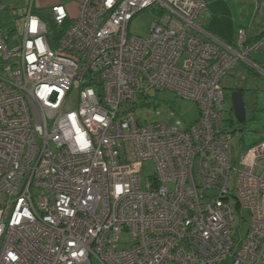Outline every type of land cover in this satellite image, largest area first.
<instances>
[{
    "label": "built area",
    "instance_id": "1",
    "mask_svg": "<svg viewBox=\"0 0 264 264\" xmlns=\"http://www.w3.org/2000/svg\"><path fill=\"white\" fill-rule=\"evenodd\" d=\"M77 1L75 17L29 6L21 34L0 27V264H264V136L235 169L222 83L264 32L202 38L208 0ZM146 10L148 34L131 35ZM148 89L194 101L199 117L141 123Z\"/></svg>",
    "mask_w": 264,
    "mask_h": 264
},
{
    "label": "rangeland",
    "instance_id": "2",
    "mask_svg": "<svg viewBox=\"0 0 264 264\" xmlns=\"http://www.w3.org/2000/svg\"><path fill=\"white\" fill-rule=\"evenodd\" d=\"M234 1L215 0L213 3L209 2V5L206 6V16L198 19L202 23H207V27L217 36L223 39H232L234 32L235 34L237 32L236 18L240 15L236 4L233 3ZM5 13L0 16V24L6 23L10 19L6 18ZM154 19L155 16L149 10L139 12L132 17L129 23V33L145 37ZM11 23L10 26L14 29L13 32L21 34L23 17L15 18L11 20ZM230 73L232 75H229ZM230 73L222 81L225 85L223 90L225 107L223 118L226 120L228 130L231 132V164L235 169H238L241 167V153L244 147L252 142H257L260 139L259 135L264 133V114L258 111L264 106V94L252 90L256 87L264 88V85H262L264 84V59L260 62V65L252 62L249 68L243 65V62H239L231 69ZM233 79L239 84H234ZM234 87L242 89L247 118L244 125L236 121L232 110L231 91ZM75 104L76 92L72 91L66 103V108H74ZM135 104L133 113L141 123L165 121L167 124L173 125L177 120H180L182 125L186 126L192 124L199 117V108L194 101L178 97L170 90L156 91L155 89H148L143 95L136 94ZM152 173L153 163L144 161L140 171L142 182L144 183ZM234 212L233 238L237 240L240 237L242 240L247 224L245 221L240 222L235 207ZM120 238L121 241L128 239L126 233L121 234Z\"/></svg>",
    "mask_w": 264,
    "mask_h": 264
},
{
    "label": "crops",
    "instance_id": "3",
    "mask_svg": "<svg viewBox=\"0 0 264 264\" xmlns=\"http://www.w3.org/2000/svg\"><path fill=\"white\" fill-rule=\"evenodd\" d=\"M214 1L215 0H208L207 4L209 5V2L213 3ZM0 3L4 6V9L0 11V16L6 12L5 13L6 18H10L9 21H7L6 23L0 24V27H4V28H11L10 26L12 24L11 20L22 17L29 6L31 7L32 11L35 14L39 15L43 19H46L50 16V8L56 4L63 5L67 10L69 16L71 17H75L78 13L77 0H0ZM233 3L236 4V8L240 13V15L236 18L237 29L245 28L247 31H250L252 34H260L264 32V12L257 11L256 9L257 5L255 0H235ZM11 10H14L16 12L15 16L11 15L10 13ZM205 11L206 12H204V14L200 15L199 17H205L207 13V9ZM198 18L196 20L197 25L203 28L206 32L199 34L202 38L208 40L215 38L226 43L234 42L236 36L235 32L232 36V39H223L217 36L215 33H213V31H211L207 27V23H202ZM263 59H264V48L250 55V60L253 63L255 62L257 65H260V62ZM243 65H245L248 68L250 67V65H247L245 63H243ZM229 75L232 74L230 73ZM232 81L236 85L239 84L236 81H234V79ZM223 86L225 85L223 84ZM234 88H239V87H234Z\"/></svg>",
    "mask_w": 264,
    "mask_h": 264
},
{
    "label": "water",
    "instance_id": "4",
    "mask_svg": "<svg viewBox=\"0 0 264 264\" xmlns=\"http://www.w3.org/2000/svg\"><path fill=\"white\" fill-rule=\"evenodd\" d=\"M231 103L236 121L241 125L244 124L247 118L241 89L231 91Z\"/></svg>",
    "mask_w": 264,
    "mask_h": 264
},
{
    "label": "trees",
    "instance_id": "5",
    "mask_svg": "<svg viewBox=\"0 0 264 264\" xmlns=\"http://www.w3.org/2000/svg\"><path fill=\"white\" fill-rule=\"evenodd\" d=\"M254 73V72H253ZM262 85H264V84H262ZM242 90V89H241ZM253 91H259V92H261V93H263L264 94V88H258V87H256V88H254V89H252ZM264 96V95H263ZM259 112H263V114H264V106L261 108V109H259L258 110ZM247 122V121H246ZM245 122V123H246ZM244 123V124H245ZM244 124H242V125H244ZM260 137H263L264 136V133H262V134H260L259 135ZM255 142H252V143H250L249 145H247L246 147H244V149L245 148H247L248 146H250V145H252V144H254Z\"/></svg>",
    "mask_w": 264,
    "mask_h": 264
},
{
    "label": "flooded vegetation",
    "instance_id": "6",
    "mask_svg": "<svg viewBox=\"0 0 264 264\" xmlns=\"http://www.w3.org/2000/svg\"><path fill=\"white\" fill-rule=\"evenodd\" d=\"M235 89H239V88H233L232 91L235 90Z\"/></svg>",
    "mask_w": 264,
    "mask_h": 264
}]
</instances>
